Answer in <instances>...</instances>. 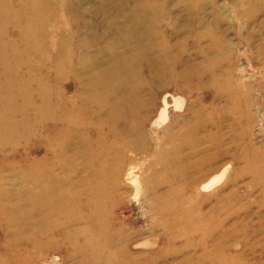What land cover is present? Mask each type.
Instances as JSON below:
<instances>
[{"label":"rangeland","instance_id":"rangeland-1","mask_svg":"<svg viewBox=\"0 0 264 264\" xmlns=\"http://www.w3.org/2000/svg\"><path fill=\"white\" fill-rule=\"evenodd\" d=\"M22 2L25 4L27 0ZM251 3L250 0H44L33 8L29 2L25 17L26 13L31 17L35 13L39 18L46 10L45 20L37 19L36 28L19 17L20 0H8L7 5L0 3V129L4 132L6 128L3 118L24 120L16 129L21 133L15 132L12 137L0 134V178L6 182L2 184L6 191L14 190L13 194L5 193L13 195L12 203L18 198L33 202L31 217H25L26 220L32 223L36 220L39 221L36 224L42 225L41 217L52 223L48 231L51 237L42 242L43 238L34 234L35 230L44 228L27 232L24 228L30 225L19 221V215L0 217V264H20L21 260L28 262V257L29 264H182L186 261L193 247L185 248L186 240L179 238L195 236L199 241L201 235L178 234L175 240V230L149 226L154 216L149 205L162 194H166L167 203L177 199L173 192H168L170 186L162 184L167 170L157 158L170 154V149L165 147L168 137L178 139L187 130L200 126V104L209 106L207 114L214 120L226 117L219 136L228 155L220 158L222 165L205 179L206 183L225 167L228 170L212 188L203 189L201 185L186 196H192V204L200 195L220 190L224 191L221 194L240 195L243 203L261 197L260 188L264 185L255 187L256 178L252 183L253 168L238 180L234 178L244 168L238 147L247 143L248 135L234 136L233 131H244L246 119H253L250 136L264 167V50L261 49L264 1ZM200 21L203 24L195 26ZM209 24L215 30L208 28ZM25 28H30L28 38ZM218 47L230 52L232 55H224L234 56L237 66L230 69L222 60L211 69L199 71L200 65L204 67L208 59L219 54ZM65 56L69 58L63 59ZM211 70L216 76L221 75L215 85ZM180 73L200 77L182 80L178 77ZM222 73L225 76L231 73V80L226 82ZM225 84L233 86L238 97L231 95L229 99V95L227 99L222 93L213 99L212 92ZM38 87L43 88L40 93ZM185 88L188 91H183ZM164 98L169 106L163 116ZM249 112L253 118H249ZM31 126L37 129V135L23 140L22 131H29ZM208 129L200 136L216 130L212 126ZM209 139L201 148L213 152L214 144ZM57 140L62 145L55 146ZM61 146L62 159L50 163L52 156L47 148L55 151ZM249 151L248 157L254 158L252 146ZM44 171L53 172L52 184L57 189L64 188L61 199L49 201L52 208L40 202L42 196L36 200L31 194L40 189V175ZM118 172L119 185L114 178ZM131 175L142 186L137 193L133 191ZM61 176L67 177L65 181ZM108 178L114 179V184ZM153 179H156L154 185ZM100 183L102 189L97 186ZM24 188L28 196L20 191ZM76 188L84 192V197L79 192L71 193ZM108 190H113L110 198L109 193L105 194ZM91 193L96 197L105 194L98 200L106 204L90 203ZM73 196H79L74 206L91 216L81 223L84 230L78 236L82 241H75L70 235L71 224L56 221L60 214V220H64L63 215L73 206ZM212 203L204 204L205 217L209 219L215 218L207 213ZM253 203V211L245 209L229 217L224 214L217 217L224 221V235L233 238L218 246L222 261L214 262L209 254L201 264L232 261L264 264V205L258 207L257 203L261 205V202ZM240 204L232 203L234 207ZM9 229L25 233L11 235ZM221 232L219 225L211 234L218 244L223 236ZM117 239L122 242L114 247L113 240ZM111 252L114 255L109 258ZM196 253H203L200 246Z\"/></svg>","mask_w":264,"mask_h":264},{"label":"bare ground","instance_id":"bare-ground-1","mask_svg":"<svg viewBox=\"0 0 264 264\" xmlns=\"http://www.w3.org/2000/svg\"><path fill=\"white\" fill-rule=\"evenodd\" d=\"M12 1L13 0H11V2ZM22 1H25V0H20L21 13L19 12V17H24L25 19L21 18V20H23L24 22L25 21H29V23L31 22V25H33L36 28V26L38 25L37 19H39L41 21L45 20L46 10H43L40 13L39 18H37V15L35 13L33 14V17L28 16L26 13V17H25V10H27L29 2H32V7L34 8L35 5L37 6L38 4L41 3V1L43 2L44 0H27V2L25 4ZM196 1L198 2V0H196ZM250 1L252 3H258L259 4L264 0H250ZM0 3L7 5L8 0H3V2L0 0ZM47 3H48V1H47ZM49 4H50V2H49ZM55 6L57 7V5H55ZM47 8H49V7H47ZM29 13H31V10L29 11ZM49 14H51V13H49ZM47 15H48V13H47ZM202 24H203V21H200V23H197L195 26L199 27ZM26 27H27V24H26ZM29 27H31V26H29ZM207 27L212 28L211 24H209ZM29 29L25 28V35L27 36V38L29 37V33H28ZM213 30H215V29H213ZM63 44L68 49H70L69 45H67L66 43H63ZM261 49L264 50V47ZM217 52L219 54L215 56L216 58L213 57L214 59H208L209 63L208 64L205 63L204 67L202 65H200V68L198 70L200 71V70H203L204 68L211 69V67L215 66L216 64H219L220 62L222 63L223 61L225 63H228L230 69L237 66L236 61L234 60L235 59L234 56L227 57L226 55H224L227 53L230 54V52H226L225 49H223L221 47H218ZM229 54H227V55H229ZM230 55H232V54H230ZM68 58H69V56L63 57V59H65V60ZM211 72H212L211 74L213 75L212 83H213V85H215V83L218 81V79H219V77H221V75L216 76L212 70H211ZM222 74H223L222 77L225 79L226 82L231 80V78H232L231 73H230V75H227V76L224 75L225 73H222ZM197 76L200 77L198 74H194L192 76V73H184V74L180 73L178 75V77H180L182 80H187L190 77H197ZM262 81L264 84V75H263ZM41 84L43 85V83H41ZM38 85H39V83H38ZM246 85H248V84H246ZM41 87H43V86H41ZM197 87L200 88L199 86H197ZM38 89H39V87H38ZM38 89H36L35 91H38ZM42 89H39L38 92L40 93L42 91ZM46 90H47V88H46ZM228 90H229V93H228ZM183 91H188V88L183 89ZM51 93H52V91H51ZM222 93L224 95L223 97H225L227 99H228L229 95H230L229 99H230L231 95H233L234 97H236V96L238 97V94L234 90V87L225 84V85L221 86L218 89V91L216 89L212 92L213 99L217 98L218 94H222ZM45 94H47V93H45ZM32 96H30V98ZM41 96H42V94H41ZM42 100L44 101V99H42ZM247 101L248 102H246V106L249 108L250 101L249 100H247ZM30 103H32V102H30ZM192 105H194V103H192ZM200 105H201V109H199V114H198V116L200 118V123H201L200 126L191 128L190 130H187L186 133L184 135H182L181 137H179L178 139L173 138V137H168L167 138L168 145L165 147L170 149V154L168 156H163L161 158L160 157L157 158L159 160V163L162 165V167L167 170L166 171L167 177L165 179H162V184L165 186L166 185L170 186V189L168 192H173L177 196V199H175L172 203H167L166 194H162L161 196L158 195L157 197H155L154 201H150L151 207L149 205V208L151 209L150 213L154 215L153 219L151 220L152 224L149 226H151V227L154 226V228H156V229H158L157 226H159L162 230L164 229V231H167L169 229L175 230L176 231V234L174 235L175 240H177L178 234H180L182 236H190V235H195L196 233H199L201 235V237L199 238V241H196L194 239L195 236L189 237V238H183V237L179 238V239L186 240V241H183V244L184 245L186 244L185 248L193 247V252L190 254V256L187 257L186 261H184V262L182 261L183 262L182 264H201V261H203V260L205 261L209 254H210V257L214 259V262L222 261L221 254L217 253L218 246L224 245L227 241H229L233 237H229L227 235L226 236L224 235L223 232H225V229H226L224 226V221H223V219L220 220L217 217H219L220 214H224V215H227V217H229V216L236 214V213H239L245 209H247V211H253L252 210L253 205H254L253 202H256V203L261 202V205H259V203H257L258 207L264 205V186L260 188L261 193H259V196H261V197L258 198L256 201H252L250 203L249 202L243 203V201L241 200L242 197L240 195L232 196V195L226 194V193L221 194L220 192L222 190H220V192L215 191V192H211L210 194L200 195L199 198L197 199V201L194 202V204H192L193 202L191 203L192 196L191 197L186 196V194H188L189 192H191V193L195 192L197 187H199L201 185H203L202 186L203 189L212 188V186L214 184L221 181V179L225 176L226 171L228 170V167H225V168L223 167L224 170L222 173H218L219 175L215 176L216 178H212L211 180H209V178H208L209 181L206 183L205 179L210 174L215 172L222 165V162L221 163L219 162L220 158H226L228 155V151H227L228 149L223 147V144H224L223 138H221L219 136V130H221V128L223 127L222 123L226 119V117L222 116L219 121H216L212 118V116L207 114V110H208L209 106L202 105V104H200ZM212 105H215V103ZM28 106H30V105H28ZM168 106H169L168 101L166 100V98H164V109L162 111L163 116L166 115V111H167ZM213 109H214V107H213ZM248 116H249V118H253V114L250 112L248 113ZM3 121H6V124H5L6 128H5L4 132H2V130L0 129V134L6 133L7 134L6 136L12 137L15 134V132L21 133V131H17L16 129L17 128L19 129L18 124L23 123L24 120L14 121L13 119L6 120V118H3ZM246 121H247V123L245 125L244 131H242V130H240L239 132L233 131L234 136L237 135V136L246 137V134L248 135L247 143H245V145L241 144L238 147V148H240V150L238 151V154L241 157H243L244 168L242 171H240V173H236L234 178H235V180L236 179L238 180L244 174L247 173L246 171H248L249 169L252 170V168H253L255 170V175L252 174V183H254V180L256 178V180L258 181V183H257L258 185H255V187H260V185H264V167H263V164L261 163V161L259 159V156H257L256 149L253 147V144H252L253 141H252V138L250 136V134H251L250 124L253 121V119H246ZM208 126H212V128L216 129V130L214 132H212V130H210V132L207 136H203V135L200 136L202 133L209 131ZM26 127H27V125H26ZM28 130L29 131H27V130L22 131L21 138L23 137V140L30 138V136H36L37 135V133H36L37 129L33 128L32 126L30 127V129L28 128ZM47 137H48V135L45 134V139ZM63 137H64V135H63ZM208 137L210 138L209 141L212 142V144H214L211 147L213 152L212 151L210 152V150H211L210 148H208V149L206 147L201 148L202 144L207 140ZM45 139H42V140L44 141ZM62 139H64V138H62ZM26 141H28V140H26ZM60 143L57 140V142H55L54 144H55V146L62 145ZM48 145L49 144L47 143L46 147ZM52 146H54V145H52ZM251 146L253 148L254 158L248 157V155L250 154L249 148ZM47 149H50L49 154L52 156V158H50L51 159L50 163L53 164V163H56L57 160L62 159L63 152H64L63 147L60 150H56L57 149V147H56L55 151H53L51 148H47ZM43 162H44L43 159H41L39 161V165L41 167L44 164ZM46 164H47V162H46ZM225 164L227 165L226 161H225ZM47 166H50V164L49 165L47 164ZM194 168H196V171L192 172V169H194ZM48 169H50V168H48ZM63 175H65V173H63ZM131 176H133L132 181L130 179L131 184H132L133 189H134L133 191H134V193L135 192L137 193V191H139L140 188H142V186H141L139 180L137 178H135V175H131ZM61 177L63 178V181H65V179L67 178L64 176H61ZM114 178H115L116 184L119 185L120 173L118 172L114 176ZM52 180H54L53 172L51 173L48 171H44L40 175V180H39V184H38L40 189L35 190V195L33 192L31 193L36 200L39 198V195L42 196L40 198V202L43 204L47 203V207L49 206V208H52L54 201L61 199L63 197L62 195H64V188L60 187V189H57V187L54 184H52ZM107 181L110 184H114V179L108 178ZM155 182H156V179H153L151 183H153V185H154ZM259 182H260V184H259ZM2 184L6 185V182H4L0 178V217L2 219L6 218L8 216L14 217L13 214L15 213V214L19 215V217H20L19 221L24 220L25 222L29 223L30 226L29 227L25 226L24 231L32 232L33 230H35L36 227L44 228V230H41V229L35 230L36 233L34 234V237L43 238L42 242L49 239L51 237V234L48 231L50 230V228L52 226L51 221L49 222V220H47V219L45 220V219L40 217V220L42 222H44L42 225H40V224H36L39 221L34 220V222L32 223V222H29L28 220H26L25 217H31L29 215V212L34 207L33 202L30 199L21 200L20 198H18L17 202L15 201L14 203H12L13 199H11V197H13V195L8 196L10 194L7 195L5 193H12L13 194L14 190L13 191H9V190L6 191V188H5L6 186H2ZM10 185H12V184H10ZM159 185L160 184L158 183V186ZM97 186L102 189L101 183ZM114 188L120 189V187L117 188L116 186ZM20 191L24 192V194H27V196H28L27 189L24 188L23 191L22 190H20ZM78 192L80 195H82L84 197V195H83L84 192L78 190L77 188L71 190V193L74 195H77ZM222 192H224V191H222ZM61 193H62V195H60ZM107 193H109V198H110V195H113V190H108V191H106L105 194H107ZM163 193H167V191L163 192ZM86 194L88 195V193H86ZM91 194H92V196H91ZM91 194H89V196H88L90 203H93L96 206H98L100 203L106 204V201L98 200L99 198H102L105 194L101 197H96V195L93 193H91ZM77 198H76V196H73L72 199L74 201L71 203L73 206H70L71 208L69 210L67 209V211L63 215L64 220L63 221L60 220V217L62 215V214H60L58 216V218L56 219V221L59 223H63V224H65V223L69 224V225L71 224L72 229L70 231V235L73 237V239L75 241L76 240L82 241L78 236L79 232H82L84 230L81 223L84 220L90 219L91 216L90 217L86 216L81 211V208L74 206L75 204H77ZM50 200H52L53 203L49 202ZM64 201L67 202V200H64ZM206 201L207 202L208 201L213 202L212 205L209 206L207 213L214 215L215 218L209 219L208 217L207 218L205 217L206 212H204V204ZM233 202H237V204H240V203H243V204H240L239 206L234 207L232 205ZM36 204H38V203H36ZM112 204H113V202H112ZM39 206L40 205H38V207ZM61 207H63V206H61ZM80 214H81V217H80ZM219 225L222 228L221 235L223 234V236H221L220 243L218 244V241L211 234L213 233V231L215 229H217L219 227ZM9 230H10L11 235L13 233H18L17 235H20V234H23V232H24L23 231V232L19 233V231H17V230H15L14 232L11 229H9ZM44 232H48V233L43 235ZM131 234H133V232ZM223 237H225V238H223ZM106 241H108V240H106ZM113 241H114L113 244L115 245L114 247H117V244L122 242V241H119L118 239L116 240V242H115V240H113ZM108 242H110V241H108ZM199 242L201 244H198ZM37 243H40V242L38 241ZM196 244H198V245L196 246ZM199 246L203 250L202 254L196 253L198 251ZM114 249L115 248H113V250ZM174 251H176V249H174ZM177 251L179 252L180 250L177 249ZM15 254L18 256L17 252H15ZM113 255H114L113 252L109 253V258ZM15 260H16V258H15ZM29 260H31L30 257H28V262L25 260H21L20 264H29ZM107 261H109V260H107ZM95 264H98V263H95ZM229 264H233V261L230 262Z\"/></svg>","mask_w":264,"mask_h":264}]
</instances>
